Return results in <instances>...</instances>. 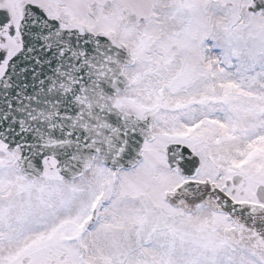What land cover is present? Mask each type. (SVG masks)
<instances>
[{
  "label": "snow or ice",
  "instance_id": "snow-or-ice-1",
  "mask_svg": "<svg viewBox=\"0 0 264 264\" xmlns=\"http://www.w3.org/2000/svg\"><path fill=\"white\" fill-rule=\"evenodd\" d=\"M0 264H264V0H0Z\"/></svg>",
  "mask_w": 264,
  "mask_h": 264
}]
</instances>
